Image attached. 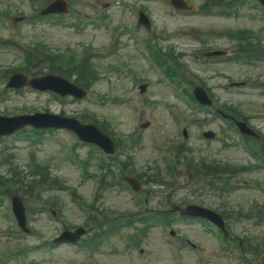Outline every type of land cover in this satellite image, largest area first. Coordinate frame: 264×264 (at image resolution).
I'll use <instances>...</instances> for the list:
<instances>
[{"label":"rangeland","instance_id":"obj_1","mask_svg":"<svg viewBox=\"0 0 264 264\" xmlns=\"http://www.w3.org/2000/svg\"><path fill=\"white\" fill-rule=\"evenodd\" d=\"M5 3L11 4L13 7L25 8V0H0ZM148 9L154 13L157 20L155 24L156 28L166 27L171 30L173 39L180 45V50L185 51L183 60L191 63L195 69L200 71L201 74H205L210 80L209 82L216 87V91L226 101L233 102L242 107L243 110L249 111L253 118V122L261 125L264 130V122L262 115L264 114V101L258 98L256 91L243 89V88H229L226 80L228 76L238 78L245 76L246 73H259L264 68L246 70L239 64H231L229 62L224 64L213 65L208 62H204L199 54H196L194 50H188L187 47L200 45L203 42L212 44L228 45L231 41L227 37H213L207 36L212 30L222 31L229 29H238L244 26H250L254 24V20L250 16H247L246 12L241 11V14L237 18L233 16L220 15V3L223 0H211V8L217 12V15L212 17H204L201 14H197L195 11L199 10V3L202 0H188L194 5L192 11L187 14L176 13L172 6L169 4V0H145ZM69 2L75 8L83 10L93 11L95 8H104L105 4L108 6L105 8L110 14V19L107 23L110 25V29L87 27L81 32L76 33L73 29L64 26H53L46 24L45 26L38 25L32 27L30 34H28L23 41L35 42L36 39H42L48 42L49 46L54 49L67 50L68 47L73 49L80 55L84 54V49L87 47L92 48L94 58L92 61L97 64L99 72L101 73V79H99L92 89V93L96 95L107 94L109 96H119L122 98V103L119 105H112L106 103L105 105L95 103L92 100H83L73 103L67 101L65 103V110L70 112H76V109H89L91 110L99 120L107 118L112 125L120 132L123 133H139L141 136V143L135 149L136 152V164L138 168H142L146 165L153 164L154 161L159 159V155L154 149L156 141L164 139H172L173 137L179 138V128L174 123L173 118L170 117L169 112L166 109V99L172 98L173 93L167 87L158 84L154 81L153 75L145 67L143 61L136 55L130 43H126L123 39L114 46V36L111 34V28L119 21L125 23L127 20L123 18L128 14L123 11L120 6L115 5L114 0H69ZM95 4V6H94ZM94 6V7H93ZM264 11V8H262ZM121 12L120 14H118ZM253 19H257L253 15ZM46 23V22H44ZM258 29L257 26L254 25ZM29 29V28H27ZM4 56H1L0 60ZM14 62V59L4 58L3 65L10 66ZM202 62L204 64H202ZM33 71V70H32ZM264 77V74L262 75ZM141 83H147L145 95L139 94L138 85ZM47 95H37L32 92L13 94L10 93L7 100L0 102V107L6 106L20 108L21 106L30 107L33 105L43 106L45 103H49L52 109L57 110L59 103L51 98H46ZM189 110L187 109V113ZM187 115V114H186ZM187 118V117H186ZM149 121L150 126L141 130L139 125ZM201 123V125H203ZM198 127V124H197ZM200 128V127H198ZM198 128L193 125H189L190 136L188 137V144L194 143L195 148L202 150L208 156H212L220 159L221 161H229L232 163L238 162V151L233 144L227 149H220L215 143L212 146H204L201 141L196 138V132ZM9 143H14L21 147L17 151V158L21 160V163H27L29 160V152L33 151L36 158L40 162H50L51 171L57 173L61 178L66 179L69 187L78 188L82 183L77 179L76 172L73 167L66 166V162L63 161L60 164H56V160L52 155H56L58 151L54 146L46 145L44 147H25L24 141L9 139ZM87 154V153H86ZM86 154L84 155L86 157ZM19 161V160H16ZM20 162V161H19ZM0 171H4V166L0 165ZM94 172L95 169H90ZM236 182L240 181L235 180ZM188 182L182 184L178 188L180 196L186 195V185ZM191 186H195V182ZM176 188V186L174 187ZM173 190H176L174 189ZM159 190L160 187H158ZM166 189H164V196L166 195ZM56 196L64 203L63 221H65L70 227L76 226L82 218V213L78 210L75 202L70 200V192L63 191L57 187H53L51 191H48L44 195ZM87 196V194L85 195ZM205 202L215 207L219 203H227L233 206L235 209L248 208L250 204L263 205L264 193L252 190H237L233 194L222 197L215 193L206 192L203 195ZM89 200H93L89 197ZM130 197L127 193L115 194L111 189H105L101 192V199L96 198L95 206L103 210H117L118 208H128ZM176 202V197L172 198ZM32 205L37 206L36 203ZM40 207V206H39ZM122 210V209H121ZM38 221L34 218L31 219V227L40 230L43 237H49L57 229L56 222L50 220L47 214H38ZM9 225L5 216L4 207H0V235L4 232L5 227ZM196 225V226H195ZM191 224L184 221H177L174 223V227L178 228V231L186 237L194 239L206 240V236L202 230H200L197 224ZM232 231L237 232L240 235L253 234L256 239L260 241L264 238V222L261 225L254 224L253 220H240L231 223ZM201 236V237H200ZM206 237V238H205ZM35 235L22 237V241L32 243L36 240ZM199 239V242L203 244L208 252L211 250ZM216 250L215 245L209 240ZM264 244V241H262ZM118 247H121L122 242L116 241ZM5 245V239L0 238V249ZM109 247H106V249ZM145 249L148 254L140 257L132 254L124 256H109L99 255L100 264H176V258L173 256V250L167 240V233L164 229L157 234L153 232L150 237L145 241ZM189 253L188 257H184V260H191L193 255L189 250H185ZM184 251V252H185ZM135 253V252H134ZM214 254V255H213ZM230 255H224L221 252L215 251L212 253L213 263L228 264ZM32 260V263L30 262ZM79 254H73L70 247L58 246L52 249L51 254H47L46 251L32 249L25 262L20 261L18 263L9 261L0 264H78ZM252 264H258L253 262Z\"/></svg>","mask_w":264,"mask_h":264}]
</instances>
